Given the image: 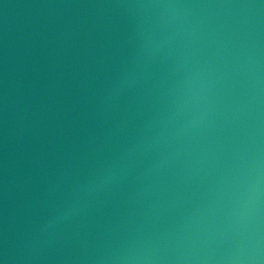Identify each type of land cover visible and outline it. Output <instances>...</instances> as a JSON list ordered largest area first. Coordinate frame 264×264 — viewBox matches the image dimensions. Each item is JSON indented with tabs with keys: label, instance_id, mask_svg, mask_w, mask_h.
I'll use <instances>...</instances> for the list:
<instances>
[{
	"label": "water",
	"instance_id": "obj_1",
	"mask_svg": "<svg viewBox=\"0 0 264 264\" xmlns=\"http://www.w3.org/2000/svg\"><path fill=\"white\" fill-rule=\"evenodd\" d=\"M0 264H264V0H0Z\"/></svg>",
	"mask_w": 264,
	"mask_h": 264
}]
</instances>
